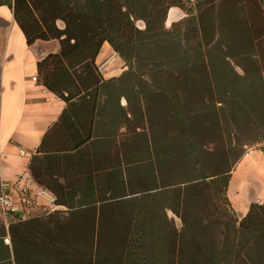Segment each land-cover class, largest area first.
Here are the masks:
<instances>
[{"label":"trees","instance_id":"16d2710c","mask_svg":"<svg viewBox=\"0 0 264 264\" xmlns=\"http://www.w3.org/2000/svg\"><path fill=\"white\" fill-rule=\"evenodd\" d=\"M0 4L29 44L59 39L67 64L90 68L107 41L128 66L64 113L86 145L36 159L68 210L11 225L17 264H264V205L239 219L227 196L237 162L264 144V0H198L171 27L183 0ZM94 125L104 140L91 153Z\"/></svg>","mask_w":264,"mask_h":264},{"label":"crops","instance_id":"0c3cea01","mask_svg":"<svg viewBox=\"0 0 264 264\" xmlns=\"http://www.w3.org/2000/svg\"><path fill=\"white\" fill-rule=\"evenodd\" d=\"M183 1V7L169 9L167 27L186 18L198 0ZM57 23L64 28L63 21ZM61 50V42L56 38L36 39L29 44L14 8L0 4V178L8 183L22 209L20 213L5 214L0 207V264H17L11 225L21 219L68 210L58 204L53 188L38 182L32 172V167L38 166L36 159L75 154L76 149L86 145H79L81 136L85 138V129L79 126L74 133L64 113L71 105L79 104L82 95L93 92L97 86L100 90L104 82L128 69L107 41L90 68L86 67L87 60L67 64ZM86 76L96 84L87 88L85 79H81ZM121 104L127 106L124 97ZM93 127L99 133L88 142L91 153L99 152L95 146H102L104 140V127ZM109 146L113 160L114 145ZM59 180L64 183L63 177ZM227 196L239 219L246 216L254 203L264 205V150L247 151L240 158L232 170ZM168 213L181 230V218L172 211Z\"/></svg>","mask_w":264,"mask_h":264},{"label":"built area","instance_id":"2783aa9c","mask_svg":"<svg viewBox=\"0 0 264 264\" xmlns=\"http://www.w3.org/2000/svg\"><path fill=\"white\" fill-rule=\"evenodd\" d=\"M36 79V77H34ZM25 198V197H24ZM0 207L5 214L20 213L22 209L15 194L3 179L0 178Z\"/></svg>","mask_w":264,"mask_h":264},{"label":"rangeland","instance_id":"374dc122","mask_svg":"<svg viewBox=\"0 0 264 264\" xmlns=\"http://www.w3.org/2000/svg\"><path fill=\"white\" fill-rule=\"evenodd\" d=\"M252 150H264V144L260 143L247 148V151H252Z\"/></svg>","mask_w":264,"mask_h":264}]
</instances>
